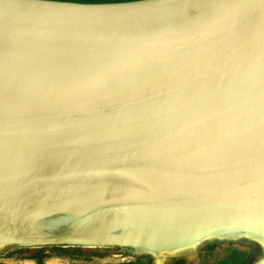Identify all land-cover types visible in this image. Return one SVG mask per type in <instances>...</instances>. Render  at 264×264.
<instances>
[{"label": "water", "instance_id": "95a60500", "mask_svg": "<svg viewBox=\"0 0 264 264\" xmlns=\"http://www.w3.org/2000/svg\"><path fill=\"white\" fill-rule=\"evenodd\" d=\"M220 231L264 250V0H0V245Z\"/></svg>", "mask_w": 264, "mask_h": 264}, {"label": "rangeland", "instance_id": "374dc122", "mask_svg": "<svg viewBox=\"0 0 264 264\" xmlns=\"http://www.w3.org/2000/svg\"><path fill=\"white\" fill-rule=\"evenodd\" d=\"M55 1L114 3L133 0ZM66 227L67 224L64 228ZM237 235L218 233L208 239L179 241L173 246L170 244L163 247L158 256L139 252L141 249L139 246H134L136 248L130 249V252H127L128 247L114 246L102 248L72 244L14 246L0 251V264H264V250L252 241L238 240L237 237L244 236ZM147 252L153 253L148 250ZM174 253L176 254L173 255ZM250 253L252 255L249 258Z\"/></svg>", "mask_w": 264, "mask_h": 264}, {"label": "bare ground", "instance_id": "6f19581e", "mask_svg": "<svg viewBox=\"0 0 264 264\" xmlns=\"http://www.w3.org/2000/svg\"><path fill=\"white\" fill-rule=\"evenodd\" d=\"M118 199L113 200H103L102 202H109V201H117ZM101 202H93L88 204H82L78 205L66 210H61L53 213L38 215L24 223V229L35 233V234H41V235H47V234H56L59 231H63L65 227V221L77 219L78 217L82 216L83 213H85L87 210H90L91 208L95 207L96 205L100 204ZM74 223L70 222V225H73ZM233 229H237L241 232L247 231V228L244 227H236ZM223 231H220L221 233ZM125 232L122 229V222H116L112 225L106 226L101 230L98 234L99 237L105 238V239H115L117 242H120L119 240L122 239L125 236ZM212 235H209L208 238H211ZM207 238V239H208ZM131 245L132 243L129 242ZM128 243H122L115 245L114 247H126V245H129ZM222 244V243H220ZM15 244H5L0 245V251L6 248L14 247ZM218 246V245H217ZM102 248V247H101ZM205 248V247H204ZM8 252V251H7ZM153 253H150L151 255L158 256L159 252H162L161 250H158L157 252L150 251ZM126 253V252H125ZM165 253V252H164ZM133 256V255H132ZM148 257V256H147ZM143 261V260H142Z\"/></svg>", "mask_w": 264, "mask_h": 264}, {"label": "trees", "instance_id": "16d2710c", "mask_svg": "<svg viewBox=\"0 0 264 264\" xmlns=\"http://www.w3.org/2000/svg\"><path fill=\"white\" fill-rule=\"evenodd\" d=\"M251 257V253L249 254V258Z\"/></svg>", "mask_w": 264, "mask_h": 264}]
</instances>
